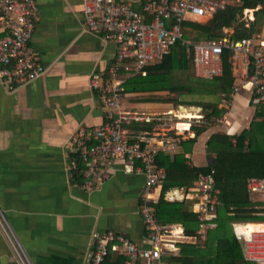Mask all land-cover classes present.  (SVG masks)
Instances as JSON below:
<instances>
[{"label": "crops", "instance_id": "crops-1", "mask_svg": "<svg viewBox=\"0 0 264 264\" xmlns=\"http://www.w3.org/2000/svg\"><path fill=\"white\" fill-rule=\"evenodd\" d=\"M126 1L140 9L143 0ZM36 3L38 15L30 43L45 71L14 89H8L0 76V264H90L93 233L108 230L146 247L149 242L139 213L145 179L141 170L128 171L123 163L113 162L109 177L88 191L81 186V177L67 169L72 155L69 137L74 129L104 120V110L88 78L92 71L110 65L117 46L84 28L81 0ZM252 16L251 21L254 12ZM262 26V31L255 32L264 34V18ZM232 31L233 27L224 28L227 35ZM231 64L232 89L243 63L239 59ZM231 89L216 94L217 107L225 111L209 120L204 118V106L178 103L176 108L168 99L172 95L168 90L127 91L124 105L152 116L151 121L127 123V135L130 139L144 135L154 145L169 141L170 148L159 152L171 158L184 153L188 165L210 164L215 154L206 151V141L211 134L238 135L253 120L263 119L247 88L234 93L225 108L222 99ZM140 125L150 126V130ZM195 127L204 130L196 136L190 152H184L181 142L195 137ZM192 184L171 187L164 198L189 199L194 212L193 199L166 197L170 191L181 196ZM161 185L156 189L158 197ZM263 195L249 197L263 205Z\"/></svg>", "mask_w": 264, "mask_h": 264}, {"label": "built area", "instance_id": "built-area-1", "mask_svg": "<svg viewBox=\"0 0 264 264\" xmlns=\"http://www.w3.org/2000/svg\"><path fill=\"white\" fill-rule=\"evenodd\" d=\"M81 1L84 28L115 43L117 50L106 69L92 71L89 75L88 84L104 110V120L95 126L79 125L74 129L69 137L72 155L67 169L81 177V186L88 191L109 177V166L113 162L123 163L128 171L141 170L145 179L139 213L149 242L143 247L123 233L94 232L90 264H101L111 252L123 257L121 264H173L170 257L178 255V243L200 245L207 239L209 230L216 226L220 189L215 185L214 169H211L208 173H199L181 196L175 191L167 193L169 200L180 197L194 200L197 228L193 235L184 234L180 223L158 219L156 189L165 179L166 171L155 163V156L160 150L170 148V142L159 141V145H154L144 135L129 138L125 129L127 123L151 121L152 116L124 105L125 82L131 76L145 74V67L160 61L177 42L192 58L195 75L213 79L223 74L222 55L226 49L231 61L241 59L243 71L238 83L223 97L222 105L229 107L234 93L247 88L252 101L262 109L264 121V37L259 33L238 39L222 35L189 41L183 37V21L209 18L225 9L232 0H143L140 9L126 0ZM37 15L36 0H0V76L8 89L27 84L45 71L30 43ZM246 188L249 194L264 193V176L249 177ZM257 207L264 209V204ZM245 224H232L243 256L253 264H264V229L249 233L237 229Z\"/></svg>", "mask_w": 264, "mask_h": 264}, {"label": "trees", "instance_id": "trees-1", "mask_svg": "<svg viewBox=\"0 0 264 264\" xmlns=\"http://www.w3.org/2000/svg\"><path fill=\"white\" fill-rule=\"evenodd\" d=\"M239 4H229L225 9L215 12L205 21H183V37L189 41L217 38L227 35L224 28L233 27L232 38H251L255 33V22L264 14V0H238ZM260 5L259 8L257 6ZM244 9H254V19L246 26L241 19ZM223 74L213 79H193V60L186 54L185 47L177 42L163 58L145 67V74H136L125 82L128 92L168 90L172 95L169 100L188 105H201L207 109L205 119L220 116L225 110L217 107L214 97L219 90L231 89L234 81L229 51L222 55ZM199 95L190 99L177 100L176 95ZM202 96L203 98H201ZM207 96H212L208 98ZM207 99H206V98ZM263 116L262 109L258 115ZM150 130V126L140 125ZM195 137L183 140L184 152H190L196 136L204 130L195 127ZM233 139L235 141L233 142ZM247 140V143H244ZM206 151L214 153L210 164L205 166L188 165L184 153L171 158L158 152L155 163L165 168L166 176L162 182L155 213L162 222L182 224L184 234L193 235L197 228L196 213L191 209V200L168 201L164 193L174 186H190L199 173H208L212 168L213 180L220 189V204L216 207V226L209 230L207 239L200 245L188 242L178 243V255L170 257L173 264H253L244 258L241 243L233 232V223L264 221V209L258 201L249 197L246 180L249 177L264 176V121L253 120L248 129L238 135L213 133L206 141ZM264 227L262 223H246ZM240 231L244 230L242 227ZM123 257L114 258L109 254L101 264H121Z\"/></svg>", "mask_w": 264, "mask_h": 264}, {"label": "rangeland", "instance_id": "rangeland-1", "mask_svg": "<svg viewBox=\"0 0 264 264\" xmlns=\"http://www.w3.org/2000/svg\"><path fill=\"white\" fill-rule=\"evenodd\" d=\"M232 3L233 4H239L240 1L232 0ZM252 13H253V9H251V10H248V9L243 10V12L241 14V19H243V21L246 22V23L250 22L252 17H253ZM258 18L259 19L255 22V25H254L255 31H262V29H263L262 21H263V18H264V14H260ZM206 19L207 18H205V17L204 18H200V21H205ZM254 34H256V32ZM262 37H264V34H262ZM192 66L194 67L193 64H192ZM192 76H193V79H196V76L193 73H192ZM190 97H197L198 98L199 95L198 94L192 95V96L191 95H186L185 96V95H181V94L180 95H176V99L177 100L187 99V98H190ZM200 97L203 98L202 96H200ZM207 97L210 98V99L212 98V96H207ZM178 103H179V101L178 102L176 101V103H174L175 106L177 105L176 108H178Z\"/></svg>", "mask_w": 264, "mask_h": 264}, {"label": "bare ground", "instance_id": "bare-ground-1", "mask_svg": "<svg viewBox=\"0 0 264 264\" xmlns=\"http://www.w3.org/2000/svg\"><path fill=\"white\" fill-rule=\"evenodd\" d=\"M182 108H185V107L182 106ZM262 224H264V223H262ZM240 227H242V229L244 230L245 233H249L251 231H260V230L264 229V227L258 226V225H254V224L241 225V226H238L237 229L239 230Z\"/></svg>", "mask_w": 264, "mask_h": 264}, {"label": "snow or ice", "instance_id": "snow-or-ice-1", "mask_svg": "<svg viewBox=\"0 0 264 264\" xmlns=\"http://www.w3.org/2000/svg\"><path fill=\"white\" fill-rule=\"evenodd\" d=\"M185 127H187V126L185 125Z\"/></svg>", "mask_w": 264, "mask_h": 264}]
</instances>
